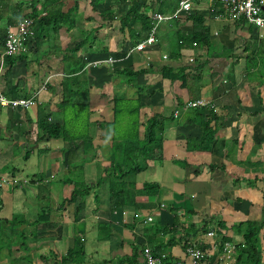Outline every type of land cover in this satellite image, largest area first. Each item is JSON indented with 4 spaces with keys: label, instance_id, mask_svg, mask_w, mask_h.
I'll return each instance as SVG.
<instances>
[{
    "label": "crops",
    "instance_id": "0c3cea01",
    "mask_svg": "<svg viewBox=\"0 0 264 264\" xmlns=\"http://www.w3.org/2000/svg\"><path fill=\"white\" fill-rule=\"evenodd\" d=\"M45 1L41 0V4ZM68 1L67 8L74 2L78 4L75 23L62 27L59 22L50 23L42 37L17 56H7L0 44L1 96L8 100L29 98L47 84L38 107L12 110L0 106V224L10 227L15 222L22 238L13 236L23 241L35 240L28 248L35 247V254L43 256L33 264H60L77 238L83 239L85 245L78 264H142L143 249L156 250V240L167 245L172 236L179 241L188 225L197 229L203 223H212L215 229L217 222L231 225L263 219V197L257 204H252L250 197H242L248 192L250 196L255 191L264 193V183L252 188L244 182L235 188L222 165L225 146L234 140L240 143L238 160L262 162L259 153H252L253 144L246 135L257 125L263 134L264 121H255L234 101L221 102L216 105V112L227 108L228 125L217 135L213 150L187 152L186 141L200 138L201 130L189 120L191 111L181 112L179 118L171 120L187 101L205 98L215 104L222 100L223 92L228 94L234 87L228 77L232 70L236 86L241 85L244 51L247 44L260 38V32L247 25L217 21L214 15L219 7L211 0H197L190 15L183 14L159 25L153 45L130 54L139 44L133 46L129 36L121 33L118 21L129 9V1ZM6 2L9 6L0 9V30L8 28L10 32L15 28L7 26L12 7L23 4L21 18L30 16L33 9L30 0ZM143 4L151 7L150 16L161 14L162 2L149 0ZM46 15L43 11L39 18ZM109 15H115L114 21H109ZM193 15L204 19L211 46H186L176 53L178 36L189 35L193 30ZM109 58L118 63L113 67L91 66ZM138 72L146 73L135 75ZM178 74L186 77V86L182 80L172 82L168 78ZM249 92L255 95L252 89ZM253 100H244L243 107L257 108L258 103ZM243 114L248 116L242 117ZM155 117L171 121L163 123L162 161L141 163L140 173L127 171L130 174L121 179L112 168V160L125 158L120 152L124 144L143 141L147 123ZM49 126L65 128L68 136H44L42 128ZM177 161L188 166L176 164ZM211 165L217 169L211 171ZM244 173L253 177L251 170ZM2 178H13L18 183L3 185ZM42 180L48 183L36 184ZM148 184L160 186L159 192L149 197L141 195ZM83 187L89 189L83 202L79 198L69 203L72 193L81 192ZM238 192L242 197L237 196ZM237 199L241 204L236 203ZM118 204L123 205L114 209ZM122 212L128 214L126 224ZM182 213L184 216H179ZM149 217L152 223L147 221ZM175 223L177 228L172 230ZM208 234L194 240L191 232L186 239L205 246L212 240ZM226 234L234 237L232 231ZM8 238L5 239L9 241ZM182 244L184 240L171 248L165 246L160 254L189 264ZM6 245L7 241L0 246L4 250L0 264L14 261L10 245L9 250ZM13 247L17 249L19 243L14 242ZM24 248L23 244L22 250L12 251L18 257L24 254ZM208 252L213 256L217 251Z\"/></svg>",
    "mask_w": 264,
    "mask_h": 264
},
{
    "label": "trees",
    "instance_id": "16d2710c",
    "mask_svg": "<svg viewBox=\"0 0 264 264\" xmlns=\"http://www.w3.org/2000/svg\"><path fill=\"white\" fill-rule=\"evenodd\" d=\"M121 2L128 3L129 1V9L120 15V31L123 34H127L129 36V40L132 45L140 44L150 37L151 31L153 29L154 23L152 21V16L148 14L151 8L147 4H140L139 0H120ZM162 2L160 12L161 14L174 13L178 4L181 0H156ZM9 2L6 0H0V9L6 8ZM32 5V14L30 17L34 21V30H35V39H39L40 36L44 34V28L49 26L50 23L59 22L60 27L62 24H70L75 23L78 19L77 10L78 4L77 2L72 3L71 8H67L69 1L68 0H47L45 3L41 4V0H30ZM98 3H95V7H97ZM217 6V5H216ZM40 7L42 9H40ZM23 8V4L17 3L12 7V17L8 18L7 26L10 28H14L18 22H20L23 18H21V10ZM45 11L47 15L44 18H39L41 12ZM109 21H114L112 15H109ZM193 21V30L189 35H179L178 36V47L175 50L178 53L179 49L184 48L186 46H192L196 44L197 46L209 47L211 46V34L209 29L204 26V19L193 15L190 17ZM215 18V15H214ZM0 19H3L0 11ZM236 26H240L243 24L233 23ZM43 28V29H42ZM253 28V27H252ZM43 30V31H42ZM8 28L6 30H0V44L2 47L5 45V40L9 32ZM34 39V40H35ZM178 55V54H175ZM244 60H245V69H244V78L241 85L236 86L234 80L233 70L228 75L229 79L233 81V89L230 90L228 94L223 92L224 97L222 100L217 101V103H213L216 105H220L222 103H228L230 101H234L235 104L244 108V110L248 111L253 118H260L264 121V38H256V40H252L244 51ZM240 59H242L240 57ZM238 59V60H240ZM237 60V61H238ZM187 70V68L183 69V74ZM164 72L166 69H163ZM197 72V71H195ZM146 72H138L135 75L141 76ZM166 75V74H165ZM164 75V76H165ZM166 77V76H165ZM168 78L174 82L177 80H182L183 85L186 86V77L181 75L168 76ZM250 89L255 91V95L252 96L250 94ZM243 93V98L241 94ZM252 97L255 98L258 105L256 107H243V101L252 102ZM222 102V103H221ZM254 102V100H253ZM223 112H215L211 109L202 108L191 110V114L188 116L191 123H195L201 130L200 138L196 139H188L186 141L187 152L194 151H209L213 150V146L216 142L217 135L221 130L227 128L228 122V110L227 108H223ZM174 117V116H173ZM172 121L176 120L175 118L171 119ZM166 120L164 118L155 117L149 120L146 126V132L144 135V139L141 142H136L134 144H127L120 149L122 157L112 160V168L115 172L119 173L121 179L124 176L129 175L130 173L127 171L140 173L142 171L141 163H147L149 161H162V151H163V138L162 133H164L165 126L164 122ZM162 123V124H161ZM264 127V124H263ZM44 132V136L53 139H65L68 134L65 128L58 126H49L42 128ZM121 147V146H120ZM240 150V143L237 140L228 143L225 146V156L224 163L222 165V169L227 175V178L232 179L233 186L236 188L238 185L245 182L247 186L255 188L257 183H264V164L259 162H251V158L245 161L238 160L237 155ZM243 151V150H242ZM253 154L256 153V150L252 151ZM183 167L188 166L186 162H175ZM217 169L216 166L211 165L210 170L214 171ZM231 169V171H230ZM252 171L251 174L245 175V171ZM114 174V173H113ZM117 187V183H115V188ZM160 186L157 184H148L144 185L141 195L143 196H154L159 192ZM82 190L73 192L71 198L68 200L69 203H75L80 198V203L83 202V199L89 194V189L83 187ZM113 193H115V189H113ZM112 193V194H113ZM114 195V194H113ZM121 195V194H119ZM117 196V195H116ZM118 198V196H117ZM264 201V194H263ZM237 204H241V200H236ZM123 205V204H121ZM120 204L115 205L114 209L120 208ZM80 206H78V210ZM192 214V213H190ZM176 215V212H175ZM184 216V214H181ZM189 215V214H187ZM176 218H178L176 216ZM15 223V222H13ZM12 223V224H13ZM38 224V221H37ZM36 224V225H37ZM177 223L173 224L172 230L177 228ZM16 226V225H15ZM21 226V225H20ZM213 224L203 223L201 227L195 228L194 225H188L186 229L183 230L185 232V236H182L179 241H177V236H172V240L169 244H162L163 241L156 240L157 243L156 250L152 252L155 255H160V249L163 247H173L177 242H182L184 240V244L182 249L186 250L187 246L192 244L193 242L187 238V234L193 235L194 240L197 239L201 235H206L215 231L216 238H218L216 245L218 246L217 252L213 255L206 258L204 264H219L218 259L220 255L223 253V248L226 243H233L235 247L234 256H233V264H262V250L264 249V223L261 222H252L249 220L239 221L232 223L231 225H227L224 222H217L215 224V229L212 227ZM4 224H0V229H3ZM217 228V229H216ZM13 231H15L13 229ZM232 231L234 237H229L226 232ZM162 232V230H161ZM191 237V236H190ZM239 237V241H235L234 238ZM192 238V239H193ZM186 239V240H185ZM3 240L0 234V242ZM26 240V238H25ZM9 241H12L9 239ZM154 242V241H153ZM152 244V243H151ZM25 245V242H24ZM1 246V245H0ZM26 246V245H25ZM22 248V246H20ZM85 245L84 241L81 238H77L75 240V245L73 249L67 251L66 256L61 259L60 264H78L79 257L84 253ZM136 250V249H135ZM2 249L0 247V261L2 258ZM25 251V250H24ZM28 251V250H26ZM14 252L10 250V257H14V261L12 264L20 263V264H33L32 258L31 261L27 262V258H22V256H14ZM137 252V250H136ZM29 253V252H28ZM31 257V256H30Z\"/></svg>",
    "mask_w": 264,
    "mask_h": 264
},
{
    "label": "built area",
    "instance_id": "2783aa9c",
    "mask_svg": "<svg viewBox=\"0 0 264 264\" xmlns=\"http://www.w3.org/2000/svg\"><path fill=\"white\" fill-rule=\"evenodd\" d=\"M197 0H181L178 4L177 10L171 15H163L160 13L152 16L154 23L150 37L140 43L133 52H142L146 49V46L153 45L155 42V36L160 24L170 22L183 14L190 15L193 11L194 2ZM219 8L215 11V19L217 21L227 20L231 23H240L253 27L260 32V38H264V0H211ZM35 39L34 21L30 17L23 18L15 26L14 30H11L5 40L4 51L7 56H17L27 52L28 46ZM196 46V44H194ZM149 62V61H148ZM118 60L109 58L105 61L95 62L91 64L92 67H97L102 64L113 67ZM150 63H147V67ZM46 85L36 91L29 98H20L16 100H8L4 96L0 95V106L3 108H9L12 110H29L34 107H38L42 104L40 95L46 91ZM207 108L216 112L215 105L208 99L199 98L196 100H190L184 103L180 109L174 112V118H179L181 112ZM1 183L3 185H13L18 182L13 178H2ZM48 180L37 181L36 184H46ZM181 214H179L180 216ZM123 223H127V212H122ZM149 223L153 222V219L149 217L147 219ZM213 239L216 237L215 233L211 232L207 235ZM218 246L216 241L212 247V251L216 252ZM235 247L232 243H226L223 248V253L220 255L219 264H231L234 256ZM186 258L189 264H204L207 256L211 254L206 251L205 246L193 242L188 245L185 250ZM144 261L142 264H186L183 261H173L165 254L155 255L149 248H145L142 251Z\"/></svg>",
    "mask_w": 264,
    "mask_h": 264
},
{
    "label": "rangeland",
    "instance_id": "374dc122",
    "mask_svg": "<svg viewBox=\"0 0 264 264\" xmlns=\"http://www.w3.org/2000/svg\"><path fill=\"white\" fill-rule=\"evenodd\" d=\"M144 1H149V0H139V2H140V4H143L144 3ZM152 1V0H151ZM153 4V3H152ZM113 8V7H112ZM112 8H110V10L112 9ZM110 14H114V13H111L110 12ZM96 16V15H95ZM114 17H115V15H113ZM113 17V18H114ZM117 17V16H116ZM117 20H118V17H117ZM119 21V20H118ZM260 39H262V38H260ZM67 99H68V97H67ZM254 99V102L255 103H257V101L255 100V98H253ZM226 103V102H225ZM249 103H251V100H250V102ZM248 116V114H243L242 115V117H247ZM253 119H255V121H258V120H263V119H260V118H253ZM166 122L168 123V124H170L171 123V121L169 120V119H167L166 120ZM263 124H264V122H263ZM261 126H262V123H261ZM264 128V127H263ZM124 129V128H123ZM261 129L262 128H260L258 125L257 126H252V128H251V131L250 132H248V135H246V137H247V139H248V141L250 142V143H252L253 144V150H256V152L257 153H259V157L260 158H262V163L264 164V133L262 134V131H261ZM263 130V129H262ZM118 134V133H117ZM238 134V133H237ZM120 135V134H119ZM238 136H239V134H238ZM242 136V133L240 134V137ZM261 150L263 151V153L261 152ZM248 151H249V149H248ZM255 156V155H254ZM256 160V159H255ZM263 188H264V186H263ZM263 191H264V189H262ZM250 193L251 192H248L247 194H249L248 196L246 195V196H243L242 197V195L243 194H240V192H238L237 193V196H240V197H242V198H244V200H246L247 198H249L250 197V200H251V203L252 204H257L258 202H259V200H260V198L261 197H263L262 196V194H264V193H259L258 191H255L254 193L255 194H252L251 196H250ZM260 194H261V196H260ZM263 212H264V210H263ZM263 221V222H262ZM259 222H261V223H264V217H263V219L261 218L260 220H259ZM17 224V223H16ZM15 223H14V225L13 226H10V227H6V226H4L3 227V229H0V234H1V238H3V240L0 242V245L1 246H4L5 245V243H6V241H7V245H6V250H22V248L20 247V246H22L23 244H24V242H25V248L23 249V250H25V251H23L24 252V254H22L21 253V255H19V256H22V258H27V262H29V261H31L30 260V258H32V261H33V263H34V260H36V259H39V257L40 256H43V255H40V254H35V250H37V249H35V247H33L32 248V250H30L29 248H28V246L30 245V244H33L34 243V241L35 240H29V239H24V241H23V239H21L22 237L20 236V231L18 232V231H16V225ZM18 225H20V224H18ZM15 230V232H13L14 234H12L11 232H12V230ZM217 229V228H216ZM10 233H11V235H10ZM263 233H264V228H263ZM2 235H3V237H2ZM10 235V236H9ZM13 235H19V237H21V238H18V236H13ZM216 235V234H215ZM7 237H10V238H8V239H10V240H12L11 242H9L8 240H6L5 238H7ZM16 238V239H15ZM18 238V239H17ZM217 240H218V238H216V242H217ZM14 242H18L19 243V247L16 249L15 247H13L12 248V245H13V243ZM214 242H215V238H214V240L212 239V240H210V243H208L207 245H205V249H206V251H208V250H212V247L214 246ZM8 244L10 245V248L8 249ZM26 250H28V251H26ZM264 250V249H263ZM4 251V250H3ZM2 251V252H3ZM29 252V253H28ZM15 256V255H14ZM31 256V257H30Z\"/></svg>",
    "mask_w": 264,
    "mask_h": 264
}]
</instances>
